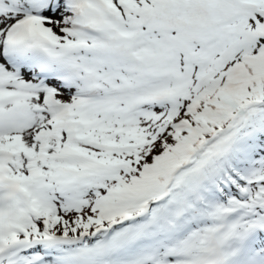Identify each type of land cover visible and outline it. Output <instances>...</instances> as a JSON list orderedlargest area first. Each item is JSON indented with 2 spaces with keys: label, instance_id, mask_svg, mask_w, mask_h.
Returning a JSON list of instances; mask_svg holds the SVG:
<instances>
[{
  "label": "snow or ice",
  "instance_id": "6c2138e0",
  "mask_svg": "<svg viewBox=\"0 0 264 264\" xmlns=\"http://www.w3.org/2000/svg\"><path fill=\"white\" fill-rule=\"evenodd\" d=\"M0 264H264V0H0Z\"/></svg>",
  "mask_w": 264,
  "mask_h": 264
}]
</instances>
